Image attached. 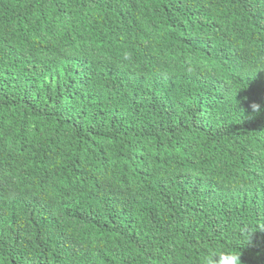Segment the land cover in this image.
Masks as SVG:
<instances>
[{"label":"trees","instance_id":"16d2710c","mask_svg":"<svg viewBox=\"0 0 264 264\" xmlns=\"http://www.w3.org/2000/svg\"><path fill=\"white\" fill-rule=\"evenodd\" d=\"M217 248L264 264V0H0V264Z\"/></svg>","mask_w":264,"mask_h":264},{"label":"clouds","instance_id":"9594fccd","mask_svg":"<svg viewBox=\"0 0 264 264\" xmlns=\"http://www.w3.org/2000/svg\"><path fill=\"white\" fill-rule=\"evenodd\" d=\"M253 112L259 111V105H251ZM241 251H229L226 248H217L208 252L201 264H242Z\"/></svg>","mask_w":264,"mask_h":264},{"label":"rangeland","instance_id":"374dc122","mask_svg":"<svg viewBox=\"0 0 264 264\" xmlns=\"http://www.w3.org/2000/svg\"><path fill=\"white\" fill-rule=\"evenodd\" d=\"M54 78H57V75H54Z\"/></svg>","mask_w":264,"mask_h":264}]
</instances>
